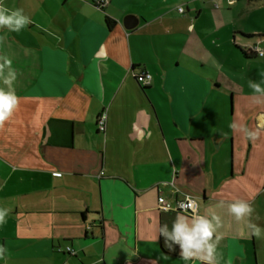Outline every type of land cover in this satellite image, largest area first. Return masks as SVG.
I'll use <instances>...</instances> for the list:
<instances>
[{
    "label": "crops",
    "instance_id": "obj_1",
    "mask_svg": "<svg viewBox=\"0 0 264 264\" xmlns=\"http://www.w3.org/2000/svg\"><path fill=\"white\" fill-rule=\"evenodd\" d=\"M0 4L31 20L19 33L0 30L19 99L0 128V264H201L160 235L178 214L192 218L159 207L160 196L173 204L172 182L196 196V215L220 217L219 264H264V128L255 142L229 128L264 124L248 87L264 79L254 49L264 52V0ZM236 200L254 209L246 222L228 213Z\"/></svg>",
    "mask_w": 264,
    "mask_h": 264
},
{
    "label": "clouds",
    "instance_id": "obj_2",
    "mask_svg": "<svg viewBox=\"0 0 264 264\" xmlns=\"http://www.w3.org/2000/svg\"><path fill=\"white\" fill-rule=\"evenodd\" d=\"M233 0H229L231 4ZM31 23L28 16L24 15L22 9H9L0 4V30L7 29L10 32L19 33ZM4 37L0 36V45L3 44ZM258 53L264 55V52ZM12 61L5 56H0V82L7 86L0 87V128L4 127L5 122L13 115L17 108L19 99L15 94L13 82L17 78L15 69L11 67ZM248 87L253 92V103L256 105L264 104V79L260 82L249 81ZM233 133L241 132L248 139L255 142L260 136V125L256 130H250L245 125L234 120L229 124ZM192 207V204L188 205ZM222 206V205H221ZM228 213L235 218L237 222H246L251 217L254 209L243 200H236L227 205ZM8 214L7 209L0 208V225L5 223ZM221 225V219L215 213L211 218L204 215H193L191 219L183 214H178L172 224L171 230L164 224L160 229V235L165 238V245L168 249L174 250V245L180 247V257L184 261L198 260L201 264H219L215 255L216 244L221 239L217 235V229ZM253 228V234L260 236V229L255 225H249ZM6 248L0 246V260L5 259Z\"/></svg>",
    "mask_w": 264,
    "mask_h": 264
},
{
    "label": "built area",
    "instance_id": "obj_3",
    "mask_svg": "<svg viewBox=\"0 0 264 264\" xmlns=\"http://www.w3.org/2000/svg\"><path fill=\"white\" fill-rule=\"evenodd\" d=\"M229 2V0H227ZM238 0H233L232 3L237 2ZM231 3V4H232ZM179 12H184V7H179L178 8ZM255 50L258 49V47H254ZM260 50V49H259ZM260 52H263L260 50ZM261 55V54H260ZM134 77L137 79V81L144 85L148 86L151 84L152 81V75L148 71H139V72H134ZM107 119H108V114L107 110H103L97 118V128L100 132L105 133L107 130ZM171 185L174 187L173 191V204H169L164 196L159 197V207L163 210H174V211H181L184 212L190 216H193L194 214L196 215L198 212V202L196 196L189 194V193H184L177 189L175 187V182H172ZM181 195V198H178L177 195ZM192 204V207H189L188 205ZM66 251L75 254V251L70 247H66Z\"/></svg>",
    "mask_w": 264,
    "mask_h": 264
},
{
    "label": "water",
    "instance_id": "obj_4",
    "mask_svg": "<svg viewBox=\"0 0 264 264\" xmlns=\"http://www.w3.org/2000/svg\"><path fill=\"white\" fill-rule=\"evenodd\" d=\"M123 24L125 26L126 29L128 30H132L134 28H136L139 24V18L135 15H127L125 18H124V21H123Z\"/></svg>",
    "mask_w": 264,
    "mask_h": 264
},
{
    "label": "rangeland",
    "instance_id": "obj_5",
    "mask_svg": "<svg viewBox=\"0 0 264 264\" xmlns=\"http://www.w3.org/2000/svg\"><path fill=\"white\" fill-rule=\"evenodd\" d=\"M211 11H212V10L207 11L206 13H208V14H207L208 16H204V17H202L201 20H200L201 25H202L204 28H206V30H210L211 27H212V20H211V17L209 16L210 13H211ZM242 22H243V21H242ZM244 23H245V22H244ZM230 40H232V37H231ZM239 42L242 43V44L245 43V41L242 40V38H240V41H239ZM258 47H259V46H258Z\"/></svg>",
    "mask_w": 264,
    "mask_h": 264
},
{
    "label": "trees",
    "instance_id": "obj_6",
    "mask_svg": "<svg viewBox=\"0 0 264 264\" xmlns=\"http://www.w3.org/2000/svg\"><path fill=\"white\" fill-rule=\"evenodd\" d=\"M114 24H115L114 21H112L111 19L107 18V26H108V28L110 30L114 27ZM245 53H247V52H245Z\"/></svg>",
    "mask_w": 264,
    "mask_h": 264
}]
</instances>
